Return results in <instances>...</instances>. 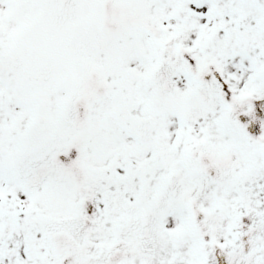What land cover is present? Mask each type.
<instances>
[{"label": "snow or ice", "instance_id": "1", "mask_svg": "<svg viewBox=\"0 0 264 264\" xmlns=\"http://www.w3.org/2000/svg\"><path fill=\"white\" fill-rule=\"evenodd\" d=\"M0 264H264V0H0Z\"/></svg>", "mask_w": 264, "mask_h": 264}]
</instances>
